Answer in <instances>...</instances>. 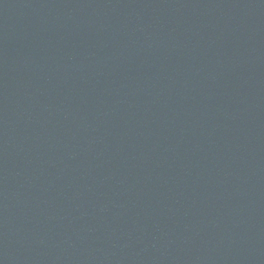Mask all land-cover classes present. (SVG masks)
I'll use <instances>...</instances> for the list:
<instances>
[{"label":"water","instance_id":"1","mask_svg":"<svg viewBox=\"0 0 264 264\" xmlns=\"http://www.w3.org/2000/svg\"><path fill=\"white\" fill-rule=\"evenodd\" d=\"M0 264H264V0H0Z\"/></svg>","mask_w":264,"mask_h":264}]
</instances>
